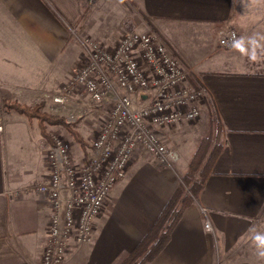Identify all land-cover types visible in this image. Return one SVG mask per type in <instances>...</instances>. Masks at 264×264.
<instances>
[{"label":"crops","instance_id":"obj_1","mask_svg":"<svg viewBox=\"0 0 264 264\" xmlns=\"http://www.w3.org/2000/svg\"><path fill=\"white\" fill-rule=\"evenodd\" d=\"M98 1L0 0V79L22 78L8 81L16 87L5 89L6 97L44 103L48 112L61 114L63 107L53 103L54 86L49 83L60 79L61 88L78 68L84 52L77 32L99 38L107 48L112 45L104 38L117 33V26L107 36L96 30L101 19L91 10ZM128 2L136 25L155 31L188 70V84L204 89L198 121L207 114L221 146L205 188L151 264H264L248 232L251 226L264 231V70L243 68L239 52L220 46L221 30L248 36L254 10L247 6L253 1ZM69 47L75 52L71 67L62 59ZM71 102L81 105L77 97ZM3 119L0 264H43L51 208L34 187L48 176L51 144L36 120L16 112L5 113ZM189 123L162 128L163 141L185 136ZM178 171L147 153L137 154L129 176L118 183L117 194L111 193L95 219L92 241L72 242L63 264H118L156 222L180 184ZM202 207L208 210L213 232L205 228Z\"/></svg>","mask_w":264,"mask_h":264},{"label":"built area","instance_id":"obj_2","mask_svg":"<svg viewBox=\"0 0 264 264\" xmlns=\"http://www.w3.org/2000/svg\"><path fill=\"white\" fill-rule=\"evenodd\" d=\"M239 37L236 30H221L220 46L233 49L232 41ZM80 45L81 68L53 100L63 105L68 94L82 88L93 102L111 103L112 109L93 142L91 156L82 164L73 161L66 140L53 137L48 176L34 187L51 208L43 264H63L72 242L92 240L95 219L140 150L161 165L173 166L179 155L157 130L198 119L205 95L204 89L188 84V70L155 34L133 29L113 48L92 37L81 38ZM82 116L69 115L66 121L75 123ZM202 212L205 228L213 232L208 210L202 207Z\"/></svg>","mask_w":264,"mask_h":264},{"label":"rangeland","instance_id":"obj_3","mask_svg":"<svg viewBox=\"0 0 264 264\" xmlns=\"http://www.w3.org/2000/svg\"><path fill=\"white\" fill-rule=\"evenodd\" d=\"M127 3H129L128 0H99L98 3L91 10L92 13H95L97 15V20L101 19L100 20L101 24H98L99 26L96 27V30L102 33L103 35L104 32H106L105 35L110 34L109 30L111 29V27L112 28L115 26L118 27L116 31L117 33L114 34L115 36L113 38H110L107 35H106L107 37L104 38V39L106 38L108 39L107 40L109 41L108 43L112 45L111 48L115 47L120 42L122 36L125 33L133 29L152 33L159 37V35L155 31H152L145 26L139 27L136 25V23L134 22V18H132V14L128 13L129 7ZM247 8L254 10V13L252 15L249 14L248 23L250 24L249 26L251 27L247 37L254 36L256 34L264 35V0H257L256 4L252 2V5L247 6ZM247 15L248 14L246 13L245 17ZM77 36H78V41L80 43V39L83 38L82 34L77 32ZM92 38L101 44L99 38L95 36H92ZM110 40L112 41L110 42ZM101 45L103 46V44ZM73 52L74 51H72L71 48L69 47L66 50L65 54H63L65 58L62 59H64L65 64L69 67L73 66L74 64L73 62L75 61V52L74 53ZM82 52H83V48H82ZM238 55L241 58H243V62H241L240 65L243 68H248L250 70H255V69L264 70V59H261L256 62H252L247 57L242 56L240 53L237 54L236 57H239ZM244 58H246L247 61ZM83 61H84V57L81 59L78 68L71 74L70 78L79 71ZM70 78L65 83L63 82L64 84L62 85L61 88L58 87V81L60 79H56L54 83L51 82L49 83V86L52 85L54 86L52 90V93L53 92L54 93L51 96L52 99H54L56 95H59L61 93V90L67 85ZM11 80L21 82L22 78L17 77L15 79H2V78L0 79V117L2 118V120H4L3 118L5 116V113L6 114L11 113V112H4L3 110H1V106L3 105V99L10 98L9 95L8 97H6L4 93L5 89L9 90L12 89V87H16L8 83V81ZM75 97H77L78 100L80 101L81 104L80 106H78L77 104H71L72 98ZM27 101H30V99H27ZM53 103L55 104L54 100ZM31 105H35V104H31ZM62 107L63 109L61 111V115H64L65 117H68L69 115L77 116L78 114H83V116L77 119V121L75 122V127L81 132L82 136L86 139L88 146L82 148L78 143H76L73 140L72 136L62 127H58V128L51 127L52 135H53L52 137L56 135L66 140L70 145L73 161L76 164H82L91 156L93 142L98 136L101 129L103 128L106 121L109 119L112 105L111 103H102V104L95 103L90 99L89 95L85 92V90H83L82 88H78L72 91L71 94H68L67 101L65 104L62 105ZM100 107L101 110H98ZM186 129L187 131L185 132V136H179V137L175 136L171 138L169 141L167 140L165 142L170 149H173L179 155V159L173 164V167L177 168V170H180V172L178 171V174L185 173V171L192 163L196 151L198 150L199 146L203 143L202 141L204 140V138L210 136V134L214 131L215 126L208 119L207 114H204L201 118V121H198V119H196L195 121L189 123V126ZM157 131L162 136V129H158ZM50 144L52 145L53 143L51 142ZM144 153L147 152L140 150L137 154L143 155ZM129 174H127V176L123 180H125L129 176ZM118 188H119L118 184L114 186L109 196H111V193L116 195L118 192Z\"/></svg>","mask_w":264,"mask_h":264},{"label":"trees","instance_id":"obj_4","mask_svg":"<svg viewBox=\"0 0 264 264\" xmlns=\"http://www.w3.org/2000/svg\"><path fill=\"white\" fill-rule=\"evenodd\" d=\"M195 88L199 89V87ZM1 110L16 112L31 121L36 120L42 136L50 143H53L51 127H62L82 148L88 146L86 139L75 127V123H68L64 115L48 112L44 103L31 105L17 99L4 98ZM202 142L188 169L183 174L179 173L180 184L152 228L118 264H151L168 245L186 209L199 198L205 188L210 169L220 152L221 146L215 142L213 132Z\"/></svg>","mask_w":264,"mask_h":264},{"label":"clouds","instance_id":"obj_5","mask_svg":"<svg viewBox=\"0 0 264 264\" xmlns=\"http://www.w3.org/2000/svg\"><path fill=\"white\" fill-rule=\"evenodd\" d=\"M253 2L255 3L257 0H253ZM231 46L252 62L264 59V35L256 34L250 37L235 38ZM248 232L249 239L255 248V255L264 261V231L259 230L256 226H251Z\"/></svg>","mask_w":264,"mask_h":264}]
</instances>
